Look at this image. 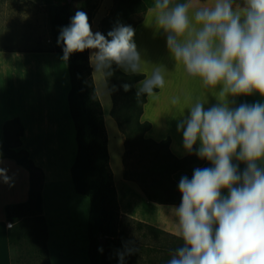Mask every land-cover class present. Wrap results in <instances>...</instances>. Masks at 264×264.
Returning <instances> with one entry per match:
<instances>
[{"label": "clouds", "instance_id": "9594fccd", "mask_svg": "<svg viewBox=\"0 0 264 264\" xmlns=\"http://www.w3.org/2000/svg\"><path fill=\"white\" fill-rule=\"evenodd\" d=\"M191 9L190 2L172 0H154L150 9L175 65L204 88L219 87L220 98L207 110L205 103L195 102L177 125L184 151L191 155L199 141L196 155L212 167L196 168L191 179L179 181L182 201L174 209L183 244L168 264H264V103L228 104L229 97L264 98V0L235 6L234 0H214ZM134 36V29L123 24L107 38L93 33L87 14L77 10L57 44L63 45L65 63L73 53L94 50L90 64L107 82L113 65L126 74L145 75ZM164 86L161 67L155 66L140 81L137 98L153 97ZM123 88L127 92L130 86ZM233 160L245 165L243 172ZM0 180L11 184L6 168L0 167ZM136 251L126 246L118 254L121 264Z\"/></svg>", "mask_w": 264, "mask_h": 264}, {"label": "crops", "instance_id": "0c3cea01", "mask_svg": "<svg viewBox=\"0 0 264 264\" xmlns=\"http://www.w3.org/2000/svg\"><path fill=\"white\" fill-rule=\"evenodd\" d=\"M142 1L146 4L147 12L142 22L136 26L133 40L141 60L146 62L142 66L144 74L150 75L154 67L159 66L165 78L164 88L157 89L153 97H148L144 106L142 120L152 125L146 137L156 142L169 139L172 154L177 158H184L189 154L183 149L182 133L177 131L178 122L189 115L187 109L197 101L205 103L206 110L216 105L220 99L216 95L219 87L216 90L206 89L198 78L189 77L182 66L175 65L167 48L166 34L155 26L154 13L150 11L154 0ZM189 2L192 5L191 11H195L197 8L210 6L214 0H172L173 4ZM242 2L243 0H234V6L242 5ZM100 12L101 9L98 14ZM98 14L94 20L95 24L91 26L93 33H101L98 29ZM42 21H44L42 52H30L29 49L22 48L0 50V56L7 55L8 59L12 60L7 64V68L0 66V145L4 140L5 122L14 118L20 119L25 128L21 148L29 152L31 159L45 176L42 210L48 226L47 246L50 263L90 264L88 256L90 202L87 197L75 192L71 176V168L77 155V142L68 103L71 89L70 76L67 65L62 60L63 54L48 50L50 41L45 31L47 19L44 18L43 12ZM22 35L24 36V33ZM92 51L94 50L89 51V57ZM31 54L38 55L30 57L28 64L34 74L42 73V90L38 89L42 91V97L36 95L35 99L27 101L25 93H28L29 87L25 84L24 61ZM11 64L13 69L10 72ZM1 68H6L7 80H4ZM92 77L102 104L109 142L110 167L114 175L120 212L122 217L134 225L132 233L127 232V243L122 252L126 246L137 251L126 255L123 264H168L175 250L170 252V258H165L164 254L163 261L160 260L158 252H163L162 248H165L166 241L177 242V239H180L176 235L177 221L174 209L179 205H161L152 202L147 199L137 183L124 178L125 146L124 150L118 149L119 156H117V148L114 157L112 154V141L108 128L109 115L113 107L110 91L104 77L95 74L93 67ZM36 80L39 81L37 78ZM12 82H15V86ZM33 82L38 88L35 79ZM139 83L136 84V89ZM174 99L177 100L175 104H173ZM255 103H264V98L258 94L228 98L231 108ZM113 128L111 124L112 133ZM198 148L199 141L193 151L196 153ZM49 154L54 156L49 157ZM233 163L238 165L240 172H243L245 168L243 163L236 160H233ZM0 167L6 168L7 175L11 177V184H5L0 180V264H12V249L7 239L10 224L7 222L6 208L28 201L31 174L14 160L3 159L1 156ZM205 167L212 165L207 161L201 168ZM117 172L118 177H116ZM121 172L122 176H119ZM192 175L187 171H179L173 178L179 184L183 176L191 179ZM223 195H227V192L225 191ZM138 223L143 225L142 228L137 226Z\"/></svg>", "mask_w": 264, "mask_h": 264}, {"label": "trees", "instance_id": "16d2710c", "mask_svg": "<svg viewBox=\"0 0 264 264\" xmlns=\"http://www.w3.org/2000/svg\"><path fill=\"white\" fill-rule=\"evenodd\" d=\"M50 6L51 26L55 37V52L63 54V45L57 40L60 30L69 26L77 10H86L95 0H38ZM147 12L142 0H118L112 16L101 23V34L117 24L126 25L135 18L134 30ZM89 51L73 53L66 62L71 89L68 103L76 132L77 155L71 168L75 192L89 199V260L90 264H120L119 253L127 243V221L120 212L114 175L110 167L108 135L102 104L92 77ZM107 86L113 102L111 117L116 121L124 138V178L139 185L148 200L161 205H180L182 201L178 183L173 176L179 171L193 174L207 162L191 155L177 158L170 150V140L156 142L146 137L152 125L142 120L146 96L137 98L136 84L145 79L143 74H126L115 65ZM130 89L124 91L123 85ZM157 90V89H156ZM155 90V91H156ZM25 128L20 119L5 122L4 140L0 156L14 160L31 174V190L26 203L6 208L7 239L12 249V264H51L47 246L48 226L42 210L44 172L39 169L30 154L22 149ZM128 222V221H127ZM137 226L142 228V224ZM168 242V241H166ZM179 244H178V243ZM164 243L165 258L182 246V239ZM103 249V251H99Z\"/></svg>", "mask_w": 264, "mask_h": 264}, {"label": "rangeland", "instance_id": "374dc122", "mask_svg": "<svg viewBox=\"0 0 264 264\" xmlns=\"http://www.w3.org/2000/svg\"><path fill=\"white\" fill-rule=\"evenodd\" d=\"M117 5L118 0H95V2L91 4L86 10L90 26H92V24H95L94 20L96 19V16L101 9V12L97 17V22H99V24L96 23V25L98 24V29L101 31L102 21L107 17L112 16L117 8ZM42 12L44 14V18L46 17L47 19V28L45 29V31L48 33L50 41V44H48V50H55V37L51 26V12L49 5L38 0H0V50L8 51L15 48H22L29 49L30 52H42V24L44 22L42 21ZM135 21V18L129 19L126 22V25L132 26ZM22 33H24V36L22 35ZM32 56L38 55L31 54L24 61V64L26 66L24 75L25 84L29 87L28 93H25V98L27 101L35 99L36 95H40L42 97V91H38V89L42 90V73L41 75L34 74V71H32L30 64H28V60ZM40 58H42V56H40ZM10 60L11 59H8L7 55L0 56V66L7 68V64ZM6 68H1L2 73H4V80H7V73L5 72ZM12 69L13 64H11V66L9 65L10 72ZM36 78L39 81H37ZM34 79L38 88H36V85L33 82ZM12 83L13 86H15V82ZM34 90L36 91L32 93ZM111 124H113L114 127L113 133ZM40 125L42 126V119L40 120ZM108 128L112 141L113 157L115 156L116 148L117 156H119L120 151L124 150V138L118 129L116 121L111 117V115H109ZM52 145H54L53 142ZM49 146H51V144ZM118 149L120 151H118ZM53 156V154H49V157ZM119 176H122V172L119 173ZM116 177H118V172L116 173ZM125 225L127 231L129 233H132L134 225L131 222L127 221L125 222ZM169 242L170 241L168 240V242H166L165 244L169 245ZM158 254L161 261L165 260V258L163 257L165 254L164 252H158Z\"/></svg>", "mask_w": 264, "mask_h": 264}]
</instances>
